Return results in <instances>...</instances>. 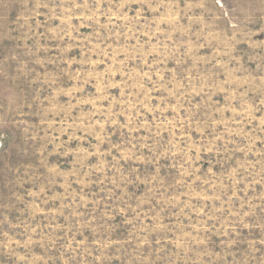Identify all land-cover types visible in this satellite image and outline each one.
Listing matches in <instances>:
<instances>
[{"label":"rangeland","instance_id":"374dc122","mask_svg":"<svg viewBox=\"0 0 264 264\" xmlns=\"http://www.w3.org/2000/svg\"><path fill=\"white\" fill-rule=\"evenodd\" d=\"M0 264H264V0H0Z\"/></svg>","mask_w":264,"mask_h":264}]
</instances>
